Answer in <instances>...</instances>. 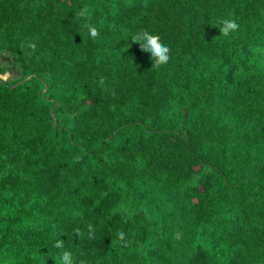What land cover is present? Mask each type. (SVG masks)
<instances>
[{"label": "trees", "instance_id": "trees-1", "mask_svg": "<svg viewBox=\"0 0 264 264\" xmlns=\"http://www.w3.org/2000/svg\"><path fill=\"white\" fill-rule=\"evenodd\" d=\"M0 43V264H264V0H0Z\"/></svg>", "mask_w": 264, "mask_h": 264}, {"label": "clouds", "instance_id": "clouds-1", "mask_svg": "<svg viewBox=\"0 0 264 264\" xmlns=\"http://www.w3.org/2000/svg\"><path fill=\"white\" fill-rule=\"evenodd\" d=\"M239 25L234 20L223 21V26L220 28V33L227 36L230 31L237 30ZM92 37L97 36V30L93 27L90 29ZM134 42H140L141 49L144 51L152 52L151 59L155 62L154 67H159L161 64L167 63L169 56V49L160 42L159 35L150 34L147 31L138 33L133 38ZM146 41V42H145ZM33 47H35L33 45ZM57 246H60L59 244ZM64 261L69 259V253L63 254Z\"/></svg>", "mask_w": 264, "mask_h": 264}, {"label": "rangeland", "instance_id": "rangeland-1", "mask_svg": "<svg viewBox=\"0 0 264 264\" xmlns=\"http://www.w3.org/2000/svg\"><path fill=\"white\" fill-rule=\"evenodd\" d=\"M0 79L8 82H24L29 76L23 78V73L11 50L0 43ZM54 122L58 126H70L72 114L67 112L53 111Z\"/></svg>", "mask_w": 264, "mask_h": 264}]
</instances>
